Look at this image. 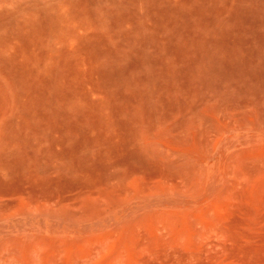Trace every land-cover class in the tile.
Returning <instances> with one entry per match:
<instances>
[{
	"label": "rangeland",
	"instance_id": "obj_1",
	"mask_svg": "<svg viewBox=\"0 0 264 264\" xmlns=\"http://www.w3.org/2000/svg\"><path fill=\"white\" fill-rule=\"evenodd\" d=\"M0 264H264V0H0Z\"/></svg>",
	"mask_w": 264,
	"mask_h": 264
}]
</instances>
